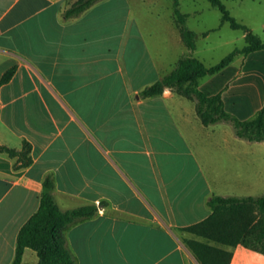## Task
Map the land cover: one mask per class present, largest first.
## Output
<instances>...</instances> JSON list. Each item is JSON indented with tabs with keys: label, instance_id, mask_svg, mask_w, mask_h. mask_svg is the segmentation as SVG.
<instances>
[{
	"label": "crops",
	"instance_id": "crops-1",
	"mask_svg": "<svg viewBox=\"0 0 264 264\" xmlns=\"http://www.w3.org/2000/svg\"><path fill=\"white\" fill-rule=\"evenodd\" d=\"M71 1L0 0V80L16 68L0 86V145L28 141L33 158L16 169L0 153V264H12L48 177L62 210L97 208L65 232L75 264H200L184 242L200 238L184 229L211 215L214 196L264 194V140L204 125L196 102L171 88L141 94L181 58L164 50L174 17L146 23L131 0H101L67 19ZM232 63L198 89L222 91L226 111L249 120L264 106V51ZM227 249L230 264H264L252 248ZM21 264H38L37 253L26 249Z\"/></svg>",
	"mask_w": 264,
	"mask_h": 264
},
{
	"label": "trees",
	"instance_id": "trees-1",
	"mask_svg": "<svg viewBox=\"0 0 264 264\" xmlns=\"http://www.w3.org/2000/svg\"><path fill=\"white\" fill-rule=\"evenodd\" d=\"M101 0H77L65 11L67 19L76 17ZM222 13V22H228L233 29L244 32L246 45L235 49L219 63L207 66L193 56H183L174 68L153 85L144 89V97L163 94L171 88L179 95L196 102V111L206 126L218 122H229L239 137L250 141L264 140V106L254 118L239 120L225 109L222 91L207 95L198 89L200 79L217 74L228 67L238 55L247 57L255 51H264V41L248 26L238 22L221 0H208ZM179 0H174V19L184 45L196 48V32L186 27L187 14L180 11ZM16 68L8 70L0 80V86L10 82ZM32 146L23 142L22 150L0 145V153L16 158L15 168L28 167L33 162ZM54 183L46 178L37 211L27 220L18 232L15 257L12 264H21L26 249L34 250L38 255V264H75L74 257L66 247L65 232L76 223L97 213L95 206H82L62 210L53 195ZM211 215L184 230L196 237L185 239L186 246L200 264H230L233 252L228 247L243 245L264 254V194L249 197L214 196L208 202Z\"/></svg>",
	"mask_w": 264,
	"mask_h": 264
},
{
	"label": "rangeland",
	"instance_id": "rangeland-1",
	"mask_svg": "<svg viewBox=\"0 0 264 264\" xmlns=\"http://www.w3.org/2000/svg\"><path fill=\"white\" fill-rule=\"evenodd\" d=\"M221 1L238 22L248 26L264 41V0ZM179 2L180 11L187 14L186 27L196 32L197 36L195 39L196 48L190 50L178 41L180 33L175 26V44L173 47H164V50H168L169 54L173 53L177 60L183 56H193L200 59L205 65L212 66L219 63L235 49H242L246 45L244 32L233 29L228 22H222L221 11L208 0H179ZM131 4L134 15L138 18L142 17L146 23L154 22L158 18V13L165 22L173 20L174 0H131ZM160 33L165 34L166 32ZM243 58H245L243 55L236 56L232 63L233 66L239 67ZM261 65L262 62L255 65L256 77L261 72L258 69ZM252 87L257 88L256 85H252ZM128 258L133 260V252H129V249Z\"/></svg>",
	"mask_w": 264,
	"mask_h": 264
}]
</instances>
